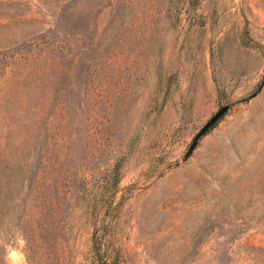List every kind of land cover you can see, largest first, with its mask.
Wrapping results in <instances>:
<instances>
[{
  "label": "rangeland",
  "instance_id": "rangeland-1",
  "mask_svg": "<svg viewBox=\"0 0 264 264\" xmlns=\"http://www.w3.org/2000/svg\"><path fill=\"white\" fill-rule=\"evenodd\" d=\"M61 14L0 104V193L56 214L36 231L7 202L0 258L264 264V0H0V51L49 49Z\"/></svg>",
  "mask_w": 264,
  "mask_h": 264
},
{
  "label": "trees",
  "instance_id": "trees-1",
  "mask_svg": "<svg viewBox=\"0 0 264 264\" xmlns=\"http://www.w3.org/2000/svg\"><path fill=\"white\" fill-rule=\"evenodd\" d=\"M60 14V13H59ZM59 16V15H58ZM57 16V19L55 21V24L52 26L53 33L55 37V40L49 41V49H39L37 44H33L35 39L44 38L46 36V32L41 31V34L35 36V39H31L27 41L26 43H21L23 47H26L27 45L31 44L33 45L34 49L27 50L25 52H17L12 53L10 57L6 56L7 52L6 50L0 51V72L3 73L1 85H3L2 89L0 90V104L6 105L8 104V101L10 100V95L12 94V82L17 79L18 82L23 83L26 81L33 82L36 84L38 81L35 79L38 74H40L39 66L41 65L42 61L45 62H51L54 60V58L57 55L56 46L62 42L59 38L60 36H66L67 33L62 31V27L65 26L64 21L66 19V16L64 14H61L59 17ZM50 32V30H49ZM48 32V33H49ZM37 40H35L36 42ZM31 47V46H30ZM214 128V127H213ZM9 128H0V135L4 139L5 136L8 133ZM3 135V136H2ZM2 142V141H1ZM0 182H3V179L0 180ZM1 193H0V215H4V209L6 207V203L11 201L14 205V209H16L17 205H19L21 202L23 203V209L22 212L18 215H20L21 219H25L26 222L30 221L32 222L36 227V231H43V225L40 230L41 224L46 221L45 218H48L54 216L56 213L53 209L52 201L50 198H46V200L41 201V194L39 193V196L37 197V202L35 203L32 201L33 199L30 198L28 201H23V191L22 188L18 190L17 195L12 199H8V195L10 192L6 190L4 186H2ZM39 189V188H38ZM36 204V205H35ZM19 207V206H18ZM34 230V232H36ZM26 229L24 230V234L26 233ZM26 238V237H25ZM27 238H31L27 237ZM27 242V245H29L27 250V261L28 264H31L30 261V244L28 239H25ZM0 264H6L4 258H0Z\"/></svg>",
  "mask_w": 264,
  "mask_h": 264
},
{
  "label": "water",
  "instance_id": "water-1",
  "mask_svg": "<svg viewBox=\"0 0 264 264\" xmlns=\"http://www.w3.org/2000/svg\"><path fill=\"white\" fill-rule=\"evenodd\" d=\"M228 106L221 107L218 112L200 129L198 134L195 136L193 142L189 146L188 153L186 156H189L197 145L198 140L203 137L210 129H212L227 113Z\"/></svg>",
  "mask_w": 264,
  "mask_h": 264
}]
</instances>
